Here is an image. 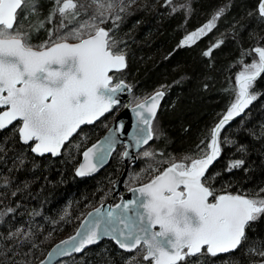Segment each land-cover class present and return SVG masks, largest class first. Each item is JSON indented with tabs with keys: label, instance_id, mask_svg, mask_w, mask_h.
<instances>
[{
	"label": "trees",
	"instance_id": "obj_1",
	"mask_svg": "<svg viewBox=\"0 0 264 264\" xmlns=\"http://www.w3.org/2000/svg\"><path fill=\"white\" fill-rule=\"evenodd\" d=\"M115 3L114 13L121 19L114 33L127 66L112 74L113 84L125 82L132 100L164 93L153 121L154 138L139 151L125 179L138 173L142 185L175 158H199L208 151L211 129L235 102L241 61L251 62L252 57L242 53L264 43V21L255 14L257 0ZM52 5L53 0H39V14L29 13L20 23L29 21L32 29L35 17L50 12ZM221 9L223 14L211 32L182 46L188 33ZM106 27H112V22ZM30 38L33 44L41 43L36 32ZM220 41L211 56L204 55ZM253 91L259 98L220 132V154L206 174H211L209 183L218 195L264 196L260 193L264 189V77L258 78ZM118 109L80 129L56 158L36 155L14 132L0 133V264H37L56 242L75 232L88 211L111 199L114 182L124 170L122 146L95 176L79 177L76 169L82 153L105 133ZM145 151L153 155L146 157ZM237 161L240 166L232 167ZM246 237L234 252L202 256L200 264L263 263L259 253L264 251V217L250 223ZM131 255L103 240L57 264H126Z\"/></svg>",
	"mask_w": 264,
	"mask_h": 264
},
{
	"label": "snow or ice",
	"instance_id": "obj_2",
	"mask_svg": "<svg viewBox=\"0 0 264 264\" xmlns=\"http://www.w3.org/2000/svg\"><path fill=\"white\" fill-rule=\"evenodd\" d=\"M170 3L166 0V5ZM115 7V0H53L46 19L49 24L56 19L57 30L49 29L48 40L33 46L20 21L29 13L39 14V0H0V133L14 132L32 152L56 156L81 125L92 124L113 110L119 103L118 94L130 91L123 81L113 84L110 75L127 66L115 38L116 21L121 19L114 13ZM222 14L223 9L188 35L182 46L211 32ZM255 14L264 21V0H257ZM78 18V25L69 27ZM110 21L112 27H106ZM35 27L43 28L44 22ZM220 43L204 55L211 56ZM242 55L252 57L251 62L241 61L242 70L235 77V102L211 129L208 151L199 158L183 157L162 172L157 169L159 174L153 179L132 189L139 194L135 199L107 212L97 208L95 214L89 213L92 219L81 225L82 230L53 250L57 256L80 253L103 237L132 254L126 264H200L202 256L216 257L242 246L246 228L264 217V196L218 195L209 183L211 174L206 175L220 154L221 130L259 98L253 89L258 78L264 77V43ZM163 96L158 91L133 109L138 124L132 139L137 146L154 138L153 120ZM123 127L121 123L120 129ZM114 144L112 130L109 137L83 152L84 163L76 174L97 171ZM143 154L153 155L149 151ZM52 254H48V264ZM259 254L264 256V251Z\"/></svg>",
	"mask_w": 264,
	"mask_h": 264
},
{
	"label": "water",
	"instance_id": "obj_3",
	"mask_svg": "<svg viewBox=\"0 0 264 264\" xmlns=\"http://www.w3.org/2000/svg\"><path fill=\"white\" fill-rule=\"evenodd\" d=\"M126 68V67H125ZM124 68V69H125ZM123 69V70H124ZM121 70V71H123ZM120 71V72H121ZM118 73V72H116ZM113 73H110V75H112ZM124 83V82H123ZM125 85H127L126 83H124ZM236 88L238 89V86L236 84ZM130 94H131V89L130 91L129 90H125L123 92H120L118 94V99H119V103L117 105H115L113 107V110L121 103H125V107L123 110L120 111L119 114H117V116L115 117L113 123L110 125V127L108 128V130L105 131V133L94 143V144H97V143H100L101 141L105 140L107 137H109L111 134H112V130H115V144L113 145V148L111 150V153L110 155L107 156L105 162L103 163L102 166H99L98 167V170L93 172V173H90L88 175H85V176H79V177H84V178H88V177H93L95 176L96 174H98L100 171H102L104 168L107 167V165L109 164L110 162V158H111V155L112 153L114 152V150L122 145L125 147V150L123 151V154H122V157H123V163H124V170L122 171V173L120 174V176L115 180L114 182V190H113V193H112V196H111V199L106 201L105 203H102L98 206H96L95 208L91 209L90 211H88L86 213V215L83 217V219L80 221L78 227L76 228L75 232L69 236V237H66L58 242H56L46 253V255L44 256V258L38 263V264H41L42 261L45 262V264H48V254L49 253H53L52 254V258H51V264H57L59 262H61L62 260H65L69 257H72L74 255H78V254H81L83 251H85L86 249H89V248H92L94 246H96L97 244H99L101 241L103 240H108V241H112L117 247L118 245L115 243L114 240H112L110 237H103L98 243L96 244H93V245H89L87 246L82 252L80 253H71L70 255H67V256H63V257H59L57 256L55 253H54V249L56 248L57 245H60L62 241L64 240H67L69 239L70 237L74 236L77 231H81V225L85 223L86 220H89V219H92V217H89L88 214L89 213H93L95 214V210L97 208H101V211L102 212H107L108 209L111 207V208H114L116 204H121V203H126L130 200H133L136 198V196H138L139 194L138 193H133L132 189H135V188H139L143 185H140V186H137V187H133L131 189H126L125 187V179L127 177V174H128V171H129V167L130 166H134L136 164V154L144 147H146L152 140H150L148 142V144H142L140 146H137L135 141L132 139V135L133 133L135 132L136 130V126L138 124V118L137 116L135 115V112L133 111V109L136 107L133 106V107H130L129 104H130ZM155 95L152 94L150 95L149 97ZM147 97V98H149ZM146 99V98H145ZM164 99V96L160 99L159 101V105L157 107V110H156V115L155 117L157 116V113L159 111V108L161 106V103ZM112 110V111H113ZM111 111V112H112ZM111 112H108V113H105L104 116L100 117L99 120H96L95 122H93L92 124H84V125H81V128L82 129L83 127H86V126H91V125H94L95 123H97L98 121H100L103 117H105L107 114L111 113ZM244 112V111H243ZM243 112L238 115V116H235L231 121H229L227 124H230L232 123L233 121L237 120L238 118H240L243 114ZM155 119V118H154ZM154 121V120H153ZM123 124V129H120V124ZM219 123V122H218ZM217 123V124H218ZM226 124V125H227ZM225 125V126H226ZM142 126V125H141ZM224 126V127H225ZM78 129L77 132L80 130ZM223 130V129H222ZM221 130V131H222ZM77 133H74L72 137H70L69 141L76 135ZM68 141V142H69ZM67 143V142H66ZM65 143V144H66ZM92 146V145H91ZM90 146V147H91ZM87 150V149H86ZM85 150V151H86ZM127 152L128 155L125 156L124 153ZM35 153V152H34ZM36 155L38 156H47V155H50L52 156L53 158H56L58 157L59 155H56V156H53L52 154L50 153H44L43 155H40V154H37L35 153ZM83 154V153H82ZM217 160V158L213 161V163L209 166V169L208 171L210 170V168L213 166V164L215 163V161ZM84 163V159H83V155L81 156V159L79 161V164L77 166V169L80 167V165ZM76 169V171H77ZM207 174V173H206ZM148 183V182H147ZM146 184V183H145ZM115 197H118V201L113 204L112 201L114 200ZM103 206V207H101ZM158 230V229H157ZM119 248V247H118ZM120 249V248H119ZM122 252H125L124 250L120 249ZM125 253H128V252H125ZM222 254H226V253H221V254H218V255H222Z\"/></svg>",
	"mask_w": 264,
	"mask_h": 264
},
{
	"label": "rangeland",
	"instance_id": "obj_4",
	"mask_svg": "<svg viewBox=\"0 0 264 264\" xmlns=\"http://www.w3.org/2000/svg\"><path fill=\"white\" fill-rule=\"evenodd\" d=\"M53 6V5H52ZM53 8V7H52ZM48 14H49V12L47 13V14H45V15H43V16H38V17H35V19H34V26L32 27V29H30V24H29V21H25V23L24 24H22V26H23V30L24 31H26V32H29L30 34H33V33H37V32H39L40 33V42L41 43H43L45 40H48V36H49V29H51L54 33L56 32V30H57V20L56 19H54L53 20V22L51 23V24H49L48 22H47V16H48ZM83 18H87V17H83ZM40 21H43L44 22V27L43 28H37V27H35V26H37L39 23H40ZM80 21H78V20H76V21H73V23L71 24V25H69V27H74V26H76V25H78V23H79ZM207 23V22H206ZM205 23V24H206ZM101 26H103V25H101ZM203 26V25H202ZM201 26V27H202ZM200 27V28H201ZM199 29V28H198ZM198 29H196V30H198ZM195 30V31H196ZM64 31H67V29H65ZM192 32H194V31H192ZM192 32H190V33H188L185 37H184V39L188 36V35H190ZM203 37V36H202ZM201 38V37H200ZM199 38V39H200ZM53 39H55V35L53 36ZM183 39V40H184ZM199 39H197V40H199ZM196 40V41H197ZM195 41V42H196ZM70 42H75V41H70ZM41 43H39V44H41ZM190 44H193V43H189V44H186V45H190ZM33 46H37V45H35V44H33ZM242 67H243V65H242ZM242 67L239 69V71H241L242 70ZM238 71V72H239ZM238 72H237V74H238ZM120 82V81H119ZM125 83V82H124ZM155 93V92H154ZM153 94V93H152ZM151 94V95H152ZM131 95V94H130ZM150 96V95H149ZM130 97V96H129ZM141 101H143V99H141V98H138V99H136V98H134L133 100H132V98L130 97V104H129V106L130 107H133V106H135L137 103H139V102H141ZM119 109H118V112L116 113V115L114 116V118H113V121H114V119H115V117L117 116V114H119L120 113V111L121 110H123L124 109V107H125V103L123 102V103H121V104H119L118 106H117ZM113 121H112V123H113ZM111 123V124H112ZM110 127V126H109ZM108 130V129H107ZM90 147V146H89ZM89 147H87L86 149H88ZM118 148V147H117ZM122 148H123V151L125 150V147L124 146H122ZM85 149V150H86ZM182 160V158H175V162H180ZM136 172V171H135ZM154 178V177H153ZM152 178V179H153ZM141 181H143V179H142V177L137 173V174H133V175H130L129 176V178H127V180H126V182H125V187H126V189H131V188H133V187H137V186H140V185H138V184H140V182ZM145 184V183H144ZM143 185V184H142ZM113 193V192H112ZM111 196H112V194H111ZM110 200V199H109ZM118 201V197H115L114 198V200L112 201V203L113 204H115L116 202ZM86 215V214H85ZM256 264H264V262L263 263H256Z\"/></svg>",
	"mask_w": 264,
	"mask_h": 264
},
{
	"label": "bare ground",
	"instance_id": "obj_5",
	"mask_svg": "<svg viewBox=\"0 0 264 264\" xmlns=\"http://www.w3.org/2000/svg\"><path fill=\"white\" fill-rule=\"evenodd\" d=\"M127 86H128V85H127ZM153 94H154V93H153ZM148 97H149V96H148ZM220 120H221V119H220ZM120 146H122V145H120ZM118 147H119V146H118ZM142 149H143V148H142ZM138 153H139V152H138ZM138 153H137V154H138ZM137 154H136V159H137ZM136 163H137V161H136ZM103 203H105V202H103ZM100 204H102V203H100ZM100 204H99V205H100ZM229 253H232V252H229ZM229 253H226V254H229ZM226 254H222V255H226ZM217 256H220V255H217ZM39 262H40V261H39ZM39 262H38V263H39ZM38 263H37V264H38Z\"/></svg>",
	"mask_w": 264,
	"mask_h": 264
},
{
	"label": "flooded vegetation",
	"instance_id": "obj_6",
	"mask_svg": "<svg viewBox=\"0 0 264 264\" xmlns=\"http://www.w3.org/2000/svg\"><path fill=\"white\" fill-rule=\"evenodd\" d=\"M21 22V21H20ZM39 35H40V33L39 32H37ZM33 44V43H32ZM35 45H39V43H36Z\"/></svg>",
	"mask_w": 264,
	"mask_h": 264
}]
</instances>
